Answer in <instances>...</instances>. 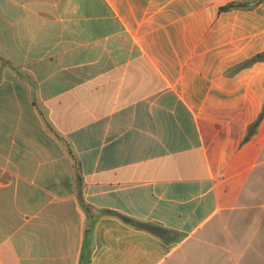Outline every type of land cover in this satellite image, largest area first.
Returning a JSON list of instances; mask_svg holds the SVG:
<instances>
[{
    "label": "crops",
    "instance_id": "crops-1",
    "mask_svg": "<svg viewBox=\"0 0 264 264\" xmlns=\"http://www.w3.org/2000/svg\"><path fill=\"white\" fill-rule=\"evenodd\" d=\"M259 53L264 0H0V264H264Z\"/></svg>",
    "mask_w": 264,
    "mask_h": 264
},
{
    "label": "trees",
    "instance_id": "trees-1",
    "mask_svg": "<svg viewBox=\"0 0 264 264\" xmlns=\"http://www.w3.org/2000/svg\"><path fill=\"white\" fill-rule=\"evenodd\" d=\"M244 5V2L243 1H231V2H229V3H227V4H225L224 6H222L221 8L222 9H230V8H233V7H239V6H243ZM262 57H264V54H262V53H259V54H257V55H255L254 57H253V59H259V58H262ZM263 114H264V103H263V105H262V109H261V111H260V113H259V115H258V117H257V119L251 124V126L249 127V131L250 130H252V127H254L257 123H258V121L260 120V118L263 116ZM123 220H125V221H130L131 220V218H129V217H125V216H120ZM135 225L136 226H142V224H140V223H135ZM140 226V227H141Z\"/></svg>",
    "mask_w": 264,
    "mask_h": 264
}]
</instances>
